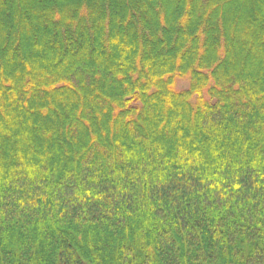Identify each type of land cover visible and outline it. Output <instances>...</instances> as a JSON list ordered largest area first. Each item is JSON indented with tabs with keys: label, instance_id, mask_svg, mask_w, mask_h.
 I'll list each match as a JSON object with an SVG mask.
<instances>
[{
	"label": "trees",
	"instance_id": "16d2710c",
	"mask_svg": "<svg viewBox=\"0 0 264 264\" xmlns=\"http://www.w3.org/2000/svg\"><path fill=\"white\" fill-rule=\"evenodd\" d=\"M0 264H264V0H0Z\"/></svg>",
	"mask_w": 264,
	"mask_h": 264
},
{
	"label": "rangeland",
	"instance_id": "374dc122",
	"mask_svg": "<svg viewBox=\"0 0 264 264\" xmlns=\"http://www.w3.org/2000/svg\"><path fill=\"white\" fill-rule=\"evenodd\" d=\"M187 87V81L186 80H181L178 82V87L179 89L181 88H186Z\"/></svg>",
	"mask_w": 264,
	"mask_h": 264
}]
</instances>
